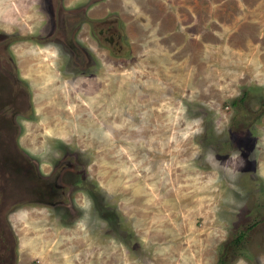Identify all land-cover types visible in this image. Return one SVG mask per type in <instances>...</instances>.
<instances>
[{"label":"rangeland","instance_id":"rangeland-1","mask_svg":"<svg viewBox=\"0 0 264 264\" xmlns=\"http://www.w3.org/2000/svg\"><path fill=\"white\" fill-rule=\"evenodd\" d=\"M5 40L17 264H264V0H0Z\"/></svg>","mask_w":264,"mask_h":264},{"label":"flooded vegetation","instance_id":"flooded-vegetation-1","mask_svg":"<svg viewBox=\"0 0 264 264\" xmlns=\"http://www.w3.org/2000/svg\"><path fill=\"white\" fill-rule=\"evenodd\" d=\"M67 13H72V11H69ZM53 18H54V16H53ZM67 19H68V15H67V18H60V21H61L60 25L61 26L65 25V22L68 21ZM109 21H111V20H109ZM52 22H53V20H52ZM90 25L92 26L91 23H90ZM91 31L95 35L94 30L92 29ZM98 39H100V37ZM8 46H9V42L7 40H5L4 44L0 46V57H2L3 55H4L3 56L4 58L8 57V60L10 61V64H11L13 58L11 57V55L9 54V52L7 50ZM117 46H119V45H117ZM111 48H113V47H111ZM72 49H73L74 53H76L77 59L81 60L80 55H79V51H77L78 48L76 47L75 44L72 46ZM120 49H121V47H120ZM84 54L85 53H82L83 58H84ZM0 62H1V58H0ZM76 62H77V60H76ZM0 65L2 67V68H0V119H1V118H5V116L7 115L4 112V109L7 106L12 105V103L9 101L8 98L5 100L1 99V94H3V92H4L3 84H4V81H7L6 78L9 79V78H13L14 76L16 77V72L12 71L10 69V67L8 65V61L4 62V64L0 63ZM80 65H84V63L78 61V66L80 67ZM16 82H18V84H19L18 86H21L20 88L18 87V89H19L17 91L18 95L27 93V90H26L27 86L24 83V80H16ZM13 108H15V107H13ZM13 110L15 111L16 108ZM14 113H16V112H14ZM1 134H2V132L0 133V135ZM6 145L8 147H6ZM1 146H2V148L0 149V154L4 155L6 158H8V157L9 158L7 161L3 162L4 166L0 167V176L4 172H7L9 175H11L10 170L5 169V167H7L6 165L8 163H11L13 165L14 170H16V171L20 170L23 167V163H22L23 156L20 152L21 149L15 143L7 141V140L0 141V147ZM5 151H11V153H9L7 155V153ZM6 178H7V176H6V174H4V179H6ZM10 185H11V182H10ZM10 185H9V183L6 185L3 184V187L0 190V196L3 199V200H0V203H1V205H0V238L2 239V240H0V264H17L18 263V256L16 253V241L12 238V234L10 233V225L8 223V218H7L8 214H9L8 210H9V208H11V206H10V204L8 206L6 205V201H7L6 199L7 198L5 195V193H6L5 189L8 188V186L10 187ZM24 190L25 191H20L18 189V190L11 192V193H14V196H13L14 198L17 196V194L24 193L22 195V197H24V198H21L23 200H31V201H35V202L41 201V202H46V203L52 202L51 199H53V195L56 194V193L51 194L50 191H45L46 188L43 185H41L40 183H38V181H36V183H31L29 185H26L24 187ZM11 193H8V194L11 195Z\"/></svg>","mask_w":264,"mask_h":264},{"label":"trees","instance_id":"trees-1","mask_svg":"<svg viewBox=\"0 0 264 264\" xmlns=\"http://www.w3.org/2000/svg\"><path fill=\"white\" fill-rule=\"evenodd\" d=\"M244 93L246 94L247 91H245ZM241 97H242V96H241ZM241 99H243V98H241ZM262 106H263L262 111L264 112V110H263V109H264V101H262ZM241 238H242V234H238V235L233 239V242L237 243L238 241L241 240ZM220 261H224L222 257L219 258V262H220ZM221 264H225V263L222 262Z\"/></svg>","mask_w":264,"mask_h":264},{"label":"crops","instance_id":"crops-1","mask_svg":"<svg viewBox=\"0 0 264 264\" xmlns=\"http://www.w3.org/2000/svg\"><path fill=\"white\" fill-rule=\"evenodd\" d=\"M141 1H143V0H141ZM146 1L150 3V0H146ZM198 15H201V13L199 12ZM200 18H202V17L199 16V19H200ZM170 32H174V30H170V31H168V33H164V34H163V37H168V36L171 34ZM161 36H162V35H161ZM181 40H186V38L181 37ZM180 42H181V43H180ZM182 42H183V41H179L180 44H182Z\"/></svg>","mask_w":264,"mask_h":264},{"label":"water","instance_id":"water-1","mask_svg":"<svg viewBox=\"0 0 264 264\" xmlns=\"http://www.w3.org/2000/svg\"><path fill=\"white\" fill-rule=\"evenodd\" d=\"M3 119H5V118H3ZM14 143H15V142H14ZM5 158H6V157H5ZM8 158H9V157H8ZM8 158H6V159H5V161H7V160H8Z\"/></svg>","mask_w":264,"mask_h":264}]
</instances>
